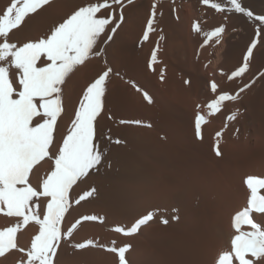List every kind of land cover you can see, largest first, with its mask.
Instances as JSON below:
<instances>
[{"label":"bare ground","instance_id":"bare-ground-1","mask_svg":"<svg viewBox=\"0 0 264 264\" xmlns=\"http://www.w3.org/2000/svg\"><path fill=\"white\" fill-rule=\"evenodd\" d=\"M189 1L175 0L173 4L172 0H159L156 31L149 34L147 41L143 40V34L155 0H134L126 5L124 22L106 45L105 55L81 66L64 86L65 112L57 122V142L66 133L82 91L105 68L104 61L112 68L104 111L97 121L96 142L104 158L101 165L74 187L71 196L74 200L92 187L96 193L79 205L73 203L63 228L66 230L82 216L100 217L103 223L82 222L74 231L71 243L93 240L98 245L112 247L115 242L117 248L130 244L131 249L126 253L129 264H216L222 252L231 251L230 238L235 234L233 216L247 205L246 177L264 178V77L259 76L264 72V47L258 44L253 51L249 71L242 78H227L242 64L255 29L264 26L241 14L216 13L210 8L212 24H203L197 16L201 33L218 22H228L218 43L225 53L212 57L213 68L211 73H206L204 54L201 57L197 52L198 58L193 50L197 34L189 22L186 24L190 26L184 22V5ZM194 1L202 4L201 0ZM87 2L53 0L46 11L41 9L35 19L29 18L28 26H22L23 31L16 30L11 39L24 42L39 38L52 24ZM218 2L227 5V0ZM9 3L10 0H0V13ZM242 3L254 14L264 15L255 12L250 4ZM261 39L264 40V31ZM157 44L160 50L153 71L149 63L152 48ZM199 49L200 52L202 48ZM253 79L255 83L238 100L226 101L219 113L207 117L201 129L202 138H197L194 123L197 105H206L215 95L210 82L214 80L220 90L235 93ZM14 81L18 83V73ZM130 82L147 92L153 102L149 104ZM227 105L237 110L232 112ZM237 111L235 121L226 120ZM200 112L206 113L207 109L201 107ZM217 132H222L220 157L214 152ZM115 139L122 143L115 144ZM51 166L50 162H42L39 173L30 177L34 186ZM150 212L154 214L153 220L137 234L126 237L113 231L115 226H131ZM16 219L0 214V230L12 226ZM165 219L167 224L162 223ZM253 219L264 227V217L253 213ZM242 230L250 229L244 226ZM35 234L38 226L30 223L18 232V246L30 247ZM21 258V253L13 252L0 259V264H18ZM56 264H118V257L100 247L77 251L62 241ZM233 264L238 261L234 259Z\"/></svg>","mask_w":264,"mask_h":264},{"label":"snow or ice","instance_id":"snow-or-ice-1","mask_svg":"<svg viewBox=\"0 0 264 264\" xmlns=\"http://www.w3.org/2000/svg\"><path fill=\"white\" fill-rule=\"evenodd\" d=\"M172 2L174 4L175 0ZM52 3L53 0H10L6 10L0 13V214L17 218L12 226L0 230V259L16 252L22 254L18 264H56L57 252L63 241L77 251L90 247L104 248L118 257V264H129L126 253L131 249L130 244L117 248L115 242L112 247L98 245L93 240L71 243L74 231L82 222L103 223L100 217L82 216L66 230L63 228L73 203L79 205L96 193L95 187H92L74 200L71 196L74 187L101 165L104 158L96 141L97 121L104 111V97L112 74L107 61H104L105 68L82 91L66 133L59 142L56 132L57 122L65 112L63 91L66 81L81 66L105 55L106 45L124 22L125 6L133 4L134 0H88L60 22L52 24L43 36L24 42L11 39L16 30L23 31L28 26L26 21L29 18L35 19L41 9L46 11V6ZM158 3L159 0H155L151 6L144 41L156 31L154 24ZM201 3L216 13L241 14L264 26V15L254 14L243 6L242 0H227V5L218 0H201ZM193 28L197 33L202 31L199 23H195ZM225 31L226 25H221L204 32L201 47L213 40L220 43ZM262 31L264 28L255 29L242 64L227 76L229 80L242 78L249 71L253 51L258 44L264 47ZM159 50L157 44L151 53L149 67L153 71ZM16 73L18 83L14 81ZM221 75L226 74L221 72ZM259 76L264 77V72ZM160 79L163 80V73ZM130 83L136 91L143 93L149 104L153 102L147 92L134 82ZM254 83L255 79L239 87L233 94L220 90V85L211 81L210 90L215 94L214 98L206 105H197L194 122L197 138H202L201 129L207 123V117L219 113L226 101L238 100L241 93ZM201 107H205L207 112L201 113ZM237 116L238 111L228 115L226 120L235 121ZM120 123L143 124L142 121ZM221 136L222 132L216 133L214 152L217 157L222 155L219 147ZM108 139L112 140L110 136ZM113 142L122 143L120 139ZM42 162H50L52 166L34 186L30 177L39 173ZM244 183L249 192L247 205L233 216L235 234L230 238L231 251L222 252L216 264H233L234 259L238 264H264V227L253 219V213L264 217V178L250 175ZM153 218L154 214L150 212L131 226H115L113 231L126 237L133 236ZM30 223L38 226V234L31 239L30 247L18 246V232ZM162 223L167 224L168 220ZM244 226L250 230L243 231Z\"/></svg>","mask_w":264,"mask_h":264},{"label":"rangeland","instance_id":"rangeland-1","mask_svg":"<svg viewBox=\"0 0 264 264\" xmlns=\"http://www.w3.org/2000/svg\"><path fill=\"white\" fill-rule=\"evenodd\" d=\"M242 1L244 2L245 5L250 4L251 8L255 12L260 13V14H264V0H258V1H255V0H242ZM184 7H185L184 8L185 9V14H184V16H185L184 19L185 20H184V22H185V24L189 22L188 24H191V26L188 25V24H186V25L190 26L191 29H192V27L194 26L195 23H199L201 25V22L196 21V17L197 16L202 18L201 20H203L202 21L203 24H212V22H214V20L212 18V15H211V12H209V8L207 6H204L203 4H199L198 1L196 2L194 0H191L188 3H185ZM223 21H226V20H223ZM223 21L222 22H218L217 25L212 26V28H209L208 31H211L215 27H218V26H221V25H226L228 23V22H223ZM190 27H188V28H190ZM208 31H206V32H208ZM192 32H193V30H192ZM193 33L197 34V40H198L197 42L194 41V40H196V35L193 34L194 35L193 37H195V39L193 40L194 41L193 43L195 44V47H194L193 50L194 51L196 50V52H194V51L193 52L197 56H198V53L202 54L201 57H203V54H204V57H203L204 58V62L202 61L203 64L205 63V65H206V66H204L205 67L204 70L206 71V73H211V70L213 68L212 64H213V61L215 60L213 58H215L216 55L221 54V53H222L221 55H223L225 53V50L223 49V52H221L222 48H220V44H217L215 42V40L209 42L204 47H201V45L204 42V35L202 34L204 32H202V33L201 32L200 33L193 32ZM194 44H193V46H194ZM199 48L200 49L202 48L203 52H201L202 50H200ZM154 49H155V47L152 48V50H154ZM197 49H199L201 53L199 51H197ZM199 57H200V55L198 56V58ZM223 58H222V60H224ZM202 59H199V60H202ZM200 63H201V61H200ZM221 86H223V85H221ZM225 104H226V102H225ZM225 104H224V106H225ZM227 107H229L231 110L233 109V107L231 105H227ZM235 110H237V109H233L232 112H234Z\"/></svg>","mask_w":264,"mask_h":264}]
</instances>
